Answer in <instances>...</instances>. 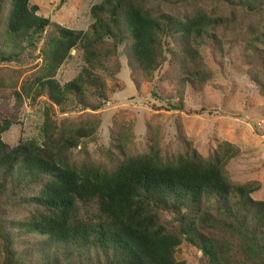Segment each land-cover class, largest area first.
Wrapping results in <instances>:
<instances>
[{"label": "trees", "instance_id": "obj_1", "mask_svg": "<svg viewBox=\"0 0 264 264\" xmlns=\"http://www.w3.org/2000/svg\"><path fill=\"white\" fill-rule=\"evenodd\" d=\"M38 11L30 0H0V63L18 58L22 44L42 45L40 66L15 98L47 99L40 139L10 147L2 135L13 122L0 120V264H187L177 259L184 243L201 252L199 264H264V200L252 196L261 183L235 181L228 169L239 146L218 140L204 156L179 129L165 153L161 129L149 127L147 148L132 153L124 126L113 137L118 161L75 162L73 150L101 119L57 118L99 110L119 91L122 46L138 88L169 65L179 102L171 109L185 111L186 88L203 90L212 77L203 43L239 34L244 53L260 57L264 32L252 31L264 25V0H103L86 31ZM78 48L84 65L61 84L58 71ZM249 74L264 93V71ZM88 205L96 211L85 216Z\"/></svg>", "mask_w": 264, "mask_h": 264}, {"label": "rangeland", "instance_id": "obj_2", "mask_svg": "<svg viewBox=\"0 0 264 264\" xmlns=\"http://www.w3.org/2000/svg\"><path fill=\"white\" fill-rule=\"evenodd\" d=\"M103 0H30L37 5L38 14L57 21L65 27L86 31L93 23L90 9ZM263 21H259L261 23ZM256 35L264 32L259 25ZM242 36L233 34L218 43H203L201 53L212 71V77L203 90L186 88L185 111L171 109L178 105L176 80L167 75L169 65L155 73L151 83L141 82L136 87L127 64L125 48H120L122 71L118 75L120 89L109 93L105 105L96 111L78 108L74 111L57 112L58 120L99 116L101 124L95 136L73 150L75 162L94 161L112 165L121 158L113 146V137L123 133L122 127L129 128L132 138L130 151L138 153L148 146L149 127L160 128L162 145L172 150L177 145L179 129L193 146L204 156L214 148L218 140H227L239 146L241 152L233 159L228 169L232 179L239 182L259 181L261 188L252 196L264 200V93L249 74L257 66L264 71V44L258 59L244 53ZM41 44H22L16 50L12 62L0 63V120L13 122L2 138L10 147L20 140L40 139L44 120L46 97L36 99L24 97L21 104L15 98V90L29 79L40 66ZM6 48L0 52L6 53ZM253 50V49H252ZM250 53V52H249ZM81 49H73L69 58L60 68L57 80L61 84L74 79L84 65ZM109 86H111V83ZM204 109L202 113L200 110ZM187 110V111H186ZM188 110H193L188 113ZM165 153H167L165 151ZM96 206H82V214H93ZM20 216L11 213V216ZM198 252L184 243L180 246L177 259L187 264H199Z\"/></svg>", "mask_w": 264, "mask_h": 264}]
</instances>
